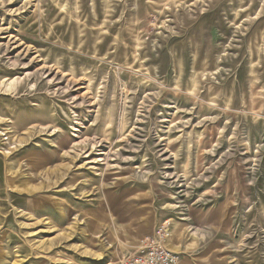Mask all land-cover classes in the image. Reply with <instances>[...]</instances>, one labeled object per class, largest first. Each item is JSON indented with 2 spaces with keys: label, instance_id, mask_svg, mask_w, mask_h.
I'll list each match as a JSON object with an SVG mask.
<instances>
[{
  "label": "rangeland",
  "instance_id": "374dc122",
  "mask_svg": "<svg viewBox=\"0 0 264 264\" xmlns=\"http://www.w3.org/2000/svg\"><path fill=\"white\" fill-rule=\"evenodd\" d=\"M166 221L178 264H264V0H0V264Z\"/></svg>",
  "mask_w": 264,
  "mask_h": 264
},
{
  "label": "built area",
  "instance_id": "2783aa9c",
  "mask_svg": "<svg viewBox=\"0 0 264 264\" xmlns=\"http://www.w3.org/2000/svg\"><path fill=\"white\" fill-rule=\"evenodd\" d=\"M171 237L170 222L161 223L139 241L135 252L128 254L122 264H178L179 254L167 246Z\"/></svg>",
  "mask_w": 264,
  "mask_h": 264
},
{
  "label": "crops",
  "instance_id": "0c3cea01",
  "mask_svg": "<svg viewBox=\"0 0 264 264\" xmlns=\"http://www.w3.org/2000/svg\"><path fill=\"white\" fill-rule=\"evenodd\" d=\"M172 237H173V236H172ZM172 237H171V239H172ZM171 239L169 240V242H171ZM171 245H172V243H169V247H170V249H171V250H173V249L176 250L175 247L171 248Z\"/></svg>",
  "mask_w": 264,
  "mask_h": 264
},
{
  "label": "bare ground",
  "instance_id": "6f19581e",
  "mask_svg": "<svg viewBox=\"0 0 264 264\" xmlns=\"http://www.w3.org/2000/svg\"><path fill=\"white\" fill-rule=\"evenodd\" d=\"M173 247H175V246H174V245H173V246L171 245V248H173ZM175 248H176V247H175Z\"/></svg>",
  "mask_w": 264,
  "mask_h": 264
}]
</instances>
